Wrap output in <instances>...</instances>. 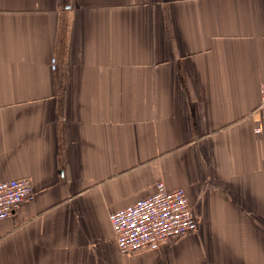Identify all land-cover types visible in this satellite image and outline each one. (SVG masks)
<instances>
[{
    "label": "crops",
    "instance_id": "crops-1",
    "mask_svg": "<svg viewBox=\"0 0 264 264\" xmlns=\"http://www.w3.org/2000/svg\"><path fill=\"white\" fill-rule=\"evenodd\" d=\"M263 80L264 0H0V181L34 191L0 264H264ZM159 180L197 228L123 255Z\"/></svg>",
    "mask_w": 264,
    "mask_h": 264
},
{
    "label": "built area",
    "instance_id": "built-area-1",
    "mask_svg": "<svg viewBox=\"0 0 264 264\" xmlns=\"http://www.w3.org/2000/svg\"><path fill=\"white\" fill-rule=\"evenodd\" d=\"M256 112L264 124V80L259 83ZM260 131L261 126H257L256 132ZM33 196L28 177L0 181V220L10 217L23 201ZM108 221L118 251L123 255L156 249L170 238L194 232L198 225L185 189H168L162 180L155 183L150 195L109 211Z\"/></svg>",
    "mask_w": 264,
    "mask_h": 264
}]
</instances>
